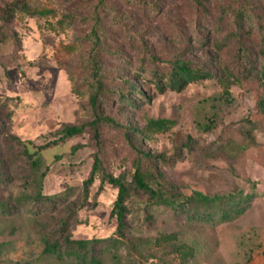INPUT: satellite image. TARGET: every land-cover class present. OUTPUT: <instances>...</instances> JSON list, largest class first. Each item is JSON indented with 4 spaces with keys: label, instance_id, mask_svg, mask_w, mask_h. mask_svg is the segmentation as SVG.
<instances>
[{
    "label": "rangeland",
    "instance_id": "374dc122",
    "mask_svg": "<svg viewBox=\"0 0 264 264\" xmlns=\"http://www.w3.org/2000/svg\"><path fill=\"white\" fill-rule=\"evenodd\" d=\"M11 1L0 0V4ZM140 1L157 8V14L139 8ZM237 1L209 0L214 12L211 25L194 31L191 0H107L120 18L115 24L110 11L103 14L107 42L121 48L131 66L141 60L146 47L164 70L169 61L179 58L194 68L206 67L223 79L193 81L180 92L168 88L160 92L149 75L138 78L128 72V81L150 100L138 109L111 103L103 114L139 128L148 119L169 121L161 131L150 129L142 144L168 158L161 170L184 195L191 196L194 191L252 195L249 206L236 219L203 223L176 218L163 207L151 206L145 195L133 194L128 201V228L120 238L109 216L117 190L105 184L98 192L96 179L87 196L82 191L94 155L114 175L129 170L133 152L117 129H101L98 140L87 129L65 144L43 151L42 170L51 174L45 179V190L48 194L65 192L66 197L55 206L35 205L28 199L33 190L31 171L21 147L4 134L16 136L29 147L38 146L57 138L64 125L86 123L93 116L87 95L75 89L86 48L76 37L89 25L61 21L64 12L90 14V1L29 0L33 7L51 8L55 13L38 19L16 16L12 28L21 49L12 40L0 44V115L5 120V114L10 113L0 131V199L6 198L14 207L12 213L0 214V264H75L76 257L58 260L42 253L44 240L50 237L60 238L63 249L71 251L77 246L72 240H84L87 250H98L101 264H183L175 252L181 243L195 251L186 264H264V123L254 109L260 86L232 83L223 73L225 65L233 64L235 50L227 43V21L208 31L213 28L216 10L231 12ZM174 29L180 33L170 39ZM187 37H191L189 42ZM222 42L226 43L223 47ZM110 79L113 85L122 84L117 74ZM186 137L195 141L194 147L181 149V156L175 158L176 147ZM147 214L151 215L149 221ZM63 219L68 228L61 236ZM161 232L177 234L178 241L166 247L153 246Z\"/></svg>",
    "mask_w": 264,
    "mask_h": 264
},
{
    "label": "trees",
    "instance_id": "16d2710c",
    "mask_svg": "<svg viewBox=\"0 0 264 264\" xmlns=\"http://www.w3.org/2000/svg\"><path fill=\"white\" fill-rule=\"evenodd\" d=\"M91 3L90 14L82 15L75 12H64L61 21L69 25L80 23L88 24V29L76 37V41L85 45V51L79 62L75 89L86 94L88 105L92 112V120L86 123L74 125L66 124L58 132L57 138L47 141L38 146L29 147L28 143L21 141L12 134H4L13 145L21 147V155L26 161L31 171L30 185L32 191L28 195L29 201L35 205H56L66 197L64 192H54L48 194L45 190V179L48 175L46 170H42V152L65 144L69 139L81 136L87 129L98 140L101 129L110 127L123 133V136L133 152L129 170L119 175L109 172L102 164L101 159L94 155L90 173L82 183V191L87 196L89 187L96 179L99 180L98 192L105 184L111 185L117 190L116 198L109 212V216L115 223V230L120 238L125 237L128 228V216L130 213L128 201L133 194L145 195L151 206L163 207L165 212L176 218L184 217L188 221L203 223H223L239 217L249 206L252 195L231 192L228 194L207 195L194 191L191 196H186L181 192L179 186L170 182L161 170V165L168 162L162 154H154L143 148L142 140L147 138L150 129L161 131L167 128L169 121L146 120L144 127H130L114 117L106 116L103 110L111 103H118L124 107L138 109L142 103L150 100L137 86L130 83L125 77L128 72L134 76L149 75V79L154 83L158 91L168 88L173 91H182L187 84L193 81L204 79H216L222 81V76H217L206 67L194 68L189 63L181 61L179 58L169 61V65L164 70L157 64L155 57L144 47L141 60L136 66H131L129 58L124 55L121 48H113L108 44L103 14L110 11L113 21L118 24L120 18L118 11L108 5L107 0H89ZM132 2V0H127ZM252 4L250 0H238L231 12L222 8L216 10L213 20V28L219 27L222 23L230 26L228 44L235 46L234 62L225 65L222 69L226 77L232 83L247 84L254 83L260 86V92L255 100V114L260 117V122L264 123V0H257ZM141 9L157 14L158 9L149 7L145 2H138ZM193 14L195 15L194 31H204L211 25V6L209 0H191ZM51 8L33 7L29 0H12L9 3L0 4V44L12 40L17 49H21V41L18 34L12 28V23L16 16L28 18H42L44 16H54ZM214 13V12H213ZM174 33H180L177 29L169 33L170 39ZM130 38L135 39L132 34ZM191 37H187L189 42ZM207 40V38H206ZM137 41H141L137 38ZM198 42L199 39H196ZM205 42H200L204 44ZM206 44V43H205ZM226 43L222 42L221 47ZM112 60H114L112 62ZM120 76L122 84L113 85L111 75ZM5 120L0 115V131L9 120L10 113L5 114ZM195 141L186 137L185 142L175 149V158L181 156V149H192ZM74 146L73 149H76ZM53 191V190H52ZM36 207V206H35ZM34 209V207H32ZM39 209L35 210V214ZM14 207L4 198L0 199V214L12 213ZM148 211V210H147ZM148 221L151 215L146 216ZM68 228L67 221L62 220L59 226L61 236ZM64 237V236H63ZM70 241V240H69ZM77 245L71 251L63 249L60 238H46L42 253L53 256L58 260L77 258L75 264H101L98 250L94 247L87 250L84 240H72ZM178 241L175 233H158L152 245L156 247H166ZM175 252L183 264L192 259L195 251L186 244L176 246Z\"/></svg>",
    "mask_w": 264,
    "mask_h": 264
}]
</instances>
